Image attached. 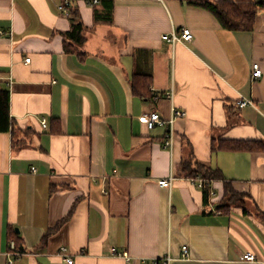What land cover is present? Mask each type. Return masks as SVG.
<instances>
[{
    "label": "crops",
    "instance_id": "crops-1",
    "mask_svg": "<svg viewBox=\"0 0 264 264\" xmlns=\"http://www.w3.org/2000/svg\"><path fill=\"white\" fill-rule=\"evenodd\" d=\"M60 1L0 0V88L13 122L0 132V264L12 237L13 264H67L62 246L72 264H264V150L219 148L264 143V0L249 32L187 0H74L85 37L75 53L64 50ZM182 28L191 42L162 40ZM135 75L150 76L156 102L133 94ZM244 99L252 104L238 107ZM172 104L186 115L170 151L167 127L138 118L166 120ZM184 162L221 172L213 197L190 184ZM170 176V188L158 185Z\"/></svg>",
    "mask_w": 264,
    "mask_h": 264
},
{
    "label": "trees",
    "instance_id": "trees-1",
    "mask_svg": "<svg viewBox=\"0 0 264 264\" xmlns=\"http://www.w3.org/2000/svg\"><path fill=\"white\" fill-rule=\"evenodd\" d=\"M70 6L69 11L70 16V31L64 36V50L66 53H75L76 46H81L85 37L83 35L84 28L81 23L77 22V12L73 10L72 2L74 0H69ZM189 5H195L202 7L213 14V16L218 20L222 28L228 31H252L255 25L257 16V7L263 4H257L254 0H187ZM100 18L95 17L94 22H100ZM150 76L135 75L131 79V89L135 96L146 99L147 101H152L153 97L151 91L149 90ZM13 122L9 117V92L5 89L0 88V132H12ZM215 149L214 146L212 147ZM219 148H223L229 151H252V150H264V143H247V142H228L220 145ZM189 162H184L182 164V171H187V178H196L203 180L206 183V188L203 192L207 194V188L213 181L223 180L222 174L218 170H212L207 166L202 164H196L195 169L190 170ZM189 168V169H188ZM224 197L227 201L233 203L237 201L240 197L235 193L230 184L224 182ZM69 215L61 220L55 228L50 232L55 231L61 226L67 219ZM49 233L46 234L42 241L47 240ZM13 237L10 241L14 243L17 247V243L13 241Z\"/></svg>",
    "mask_w": 264,
    "mask_h": 264
},
{
    "label": "built area",
    "instance_id": "built-area-1",
    "mask_svg": "<svg viewBox=\"0 0 264 264\" xmlns=\"http://www.w3.org/2000/svg\"><path fill=\"white\" fill-rule=\"evenodd\" d=\"M98 4V0H91L88 2L89 6H94ZM69 6H70V1L69 0H61L57 9L58 11L66 16V17H70L71 13L69 11ZM192 33L189 29L187 28H182L179 34H176L175 32H172L171 34H165L162 36V40L171 43V44H175V43H189L192 41ZM26 63L29 62V59L25 60ZM262 77V70L260 68V65L258 63H255L252 65V74H251V79L253 81L258 80ZM163 96L166 97L167 99H169L172 102L173 96H174V88L172 86V88H170L168 91L163 93ZM160 96L158 95H154L152 101L156 102L159 99ZM251 101L250 100H241L237 103L238 107L242 108L245 107L247 105H251ZM185 112L182 110L177 109L173 104L170 107V116L168 119H163L160 114L157 111H150L147 113H143L139 118L138 121L145 125V127L148 130H152L156 127H160V128H164L167 127L166 130V134L164 136V139L162 141V147L166 150H172L173 147V137H174V131H173V123L176 119L178 118H184L185 117ZM46 122L43 120L42 121V127L46 128ZM32 172H34V169H32ZM188 181L190 182V184L196 186L198 189L203 190L204 188H206V183L203 180L200 179H196V178H187ZM174 178L173 176H170L167 179H162L158 182V185L160 187L163 188H170L172 182H173ZM207 192L209 193V195L211 197L214 196V192L212 189L207 188ZM112 253H116L114 249H111ZM187 248H183L182 249V254L184 256H188L187 254ZM20 253L16 252L15 250V246L13 242L9 243V253L7 254L8 256V264H13V257L15 256H19ZM58 255L61 256L67 264H72L73 263V259L70 258V256H68V248L62 246L59 248L58 250ZM242 261L246 262V263H254L255 262V256L250 253L247 252L245 254L242 255ZM130 259L126 258V262H129ZM170 259L169 258H165L162 260H151L150 264H169ZM143 262V261H142Z\"/></svg>",
    "mask_w": 264,
    "mask_h": 264
}]
</instances>
